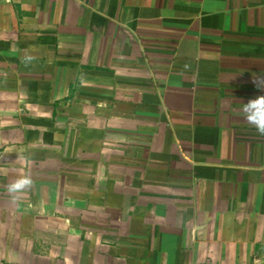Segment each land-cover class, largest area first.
Returning a JSON list of instances; mask_svg holds the SVG:
<instances>
[{"label":"crops","instance_id":"obj_1","mask_svg":"<svg viewBox=\"0 0 264 264\" xmlns=\"http://www.w3.org/2000/svg\"><path fill=\"white\" fill-rule=\"evenodd\" d=\"M261 94L264 0H0V264H264Z\"/></svg>","mask_w":264,"mask_h":264},{"label":"clouds","instance_id":"obj_2","mask_svg":"<svg viewBox=\"0 0 264 264\" xmlns=\"http://www.w3.org/2000/svg\"><path fill=\"white\" fill-rule=\"evenodd\" d=\"M242 115L258 133L264 135V94L254 96L245 102L242 106ZM28 183L27 180L20 181L11 190L25 187Z\"/></svg>","mask_w":264,"mask_h":264}]
</instances>
